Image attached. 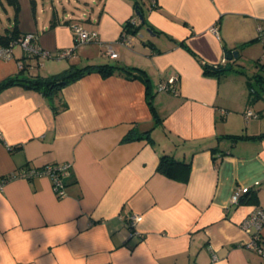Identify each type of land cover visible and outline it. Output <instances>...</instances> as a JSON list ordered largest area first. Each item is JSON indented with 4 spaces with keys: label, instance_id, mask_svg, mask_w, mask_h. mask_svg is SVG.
Wrapping results in <instances>:
<instances>
[{
    "label": "crops",
    "instance_id": "obj_1",
    "mask_svg": "<svg viewBox=\"0 0 264 264\" xmlns=\"http://www.w3.org/2000/svg\"><path fill=\"white\" fill-rule=\"evenodd\" d=\"M17 2L18 29L35 33L47 56L15 46L0 57V81L107 63L140 68L148 82L92 71L49 96L20 85L0 92V180L8 177L0 238L11 264H264L247 246L256 230L240 226L253 208L264 209V0H91L78 16L56 0L40 9L36 0ZM138 5L154 31L140 24L138 34L127 32L132 19L142 23ZM71 24L96 31L97 40L58 58L74 44ZM220 64L230 69L205 71ZM170 77L175 92L158 90ZM130 133L137 137L126 139ZM163 154L190 161L187 180L157 170ZM64 162L63 197L46 175L11 176ZM241 186L249 194L231 203ZM135 215L145 219L134 229ZM72 223L76 235L48 244L47 232ZM259 236L264 248V224Z\"/></svg>",
    "mask_w": 264,
    "mask_h": 264
},
{
    "label": "trees",
    "instance_id": "obj_2",
    "mask_svg": "<svg viewBox=\"0 0 264 264\" xmlns=\"http://www.w3.org/2000/svg\"><path fill=\"white\" fill-rule=\"evenodd\" d=\"M2 2V1H1ZM5 2L13 7V14L12 17L9 20V23L7 26L3 28L2 31H0V47H9L11 44H14L19 37H22L25 33L20 32L17 25V12H18V2L17 0H5ZM136 8L145 16V13L143 12V7L141 5L136 6ZM136 9V10H137ZM143 16V17H144ZM135 17V16H134ZM140 24H146L150 30L154 31L153 27L149 25L144 17V20L142 23H139V25H134L132 23H128L126 25L127 32L131 34L138 33ZM74 24H71V27ZM13 50V49H12ZM28 55H25V57ZM32 56V55H31ZM229 65V64H228ZM225 65H205V71H215V72H222L224 70ZM23 69V68H22ZM92 71L99 72L102 76H108L113 73H124L127 77H137L141 79L144 82H148L147 74L144 70L137 68V67H127L122 65H116V64H88L84 66H72L68 68L66 71H64L61 74L58 75H49V76H19L13 75L8 76L0 81V92L10 86L13 85H20L27 89H32L41 92L42 94L49 96L54 93H56L61 87H63L65 84H68L81 76H83L86 73H90ZM151 94H148V103L150 105V108L153 113V117L155 119V122L160 121L159 115L155 112L154 107L151 103ZM133 133H130V135L127 136L126 139H132L136 138L137 135L132 136ZM232 139H238L241 137V135H230L229 136ZM219 162L216 161V165H218ZM50 164V163H48ZM53 164V163H51ZM46 165V164H45ZM45 165L36 167L37 169L43 168ZM33 167V166H32ZM31 167H27L23 170H28ZM18 171L14 176H20V173L23 171ZM157 170L169 177L180 179L182 181L187 180L190 172V161L189 160H177L172 155L169 154H163L161 155L160 161L157 165ZM8 178V177H7ZM7 178H1L3 180H6ZM249 194V189L247 193L241 194L239 201L245 200L246 195Z\"/></svg>",
    "mask_w": 264,
    "mask_h": 264
},
{
    "label": "built area",
    "instance_id": "obj_3",
    "mask_svg": "<svg viewBox=\"0 0 264 264\" xmlns=\"http://www.w3.org/2000/svg\"><path fill=\"white\" fill-rule=\"evenodd\" d=\"M136 21V18L132 19L131 23L134 24ZM72 33L74 36V44L73 46L60 50L56 52V57L58 58H64L67 56L72 55L75 48L83 43H86L91 40H97V33L94 30H88L85 29L80 24H74L72 27ZM138 34V33H136ZM36 34L32 32H26L22 37H19L18 40L11 44L9 47H0V57L8 58L12 56V49L15 46H20L24 49V51L29 55H42L47 56V53L43 52L41 48L38 46L37 40H36ZM131 38L129 36H122L121 41L127 45H130ZM105 53L108 54L111 57H116L117 53L112 49L111 45L106 46ZM176 77H170L165 82H161L158 84V90H164V91H171L175 92ZM245 117L248 118H254L257 117V113L252 111L251 109H246L244 111ZM70 168V163L64 162V163H57V164H46L43 168L37 169L36 167H31L28 170H23L20 173V177L25 179H32L35 176L38 175H46L50 178L52 187L54 191L56 192V195L58 197H63L65 195V183H64V176L68 173ZM4 183V180H0V188H2V185ZM249 187L247 186H241L236 189L231 194L230 202L231 203H238L239 198L241 194L247 192ZM142 217L141 215H135L133 217H129L128 220L130 222V227L134 228V225L136 223V220ZM264 224V209L260 207H255L253 210L248 214L247 217L242 219L240 222V226L247 232L251 231V228H254L256 231L252 233L250 241L247 243V246L254 248L261 256L264 258V248H262L260 244V236H259V230Z\"/></svg>",
    "mask_w": 264,
    "mask_h": 264
},
{
    "label": "clouds",
    "instance_id": "obj_4",
    "mask_svg": "<svg viewBox=\"0 0 264 264\" xmlns=\"http://www.w3.org/2000/svg\"><path fill=\"white\" fill-rule=\"evenodd\" d=\"M144 219L145 217H139L136 220V223L141 224L143 223ZM4 222H5L4 227L5 229H7L9 227L7 214H5L4 216ZM75 228H76L75 224L72 223L69 229H65V228L52 229L50 232L46 233V235L49 237L48 244L59 243L63 245L69 236L76 235ZM51 237H56L55 241H53ZM22 239L24 241L23 251L27 253L31 245V241L29 240V235L27 234L24 235ZM7 247H8V244L5 238H0V264H11V260L9 259ZM117 255L119 256L120 254L118 253ZM37 264H39V261H37Z\"/></svg>",
    "mask_w": 264,
    "mask_h": 264
},
{
    "label": "rangeland",
    "instance_id": "obj_5",
    "mask_svg": "<svg viewBox=\"0 0 264 264\" xmlns=\"http://www.w3.org/2000/svg\"><path fill=\"white\" fill-rule=\"evenodd\" d=\"M5 6L7 7V11H5L3 9L2 4L0 3V31L3 30V28L5 26L8 25L10 18L12 17V7L8 4H6L5 0H1ZM37 1V5L38 8H41V5H43V3H45L47 6L52 3L54 4V0H36ZM56 2H58L57 5V9L58 10H62L63 7H65V9L70 12V13H74L76 16H78L81 12L82 8H85V2H91V0H61V3L59 2V0H56ZM47 16L50 17L51 14L46 13ZM48 17V18H49ZM138 20V19H137ZM139 21V20H138ZM140 22H137V25H139ZM143 33V32H142ZM146 36V35H145ZM44 60L46 59H51V57H41ZM53 59V58H52ZM42 61V60H41ZM71 62V60H69ZM66 62V61H65ZM37 70V69H36ZM248 74H252L251 72H247ZM252 80H254V77H251ZM253 110V109H252ZM254 111V110H253ZM243 117V115H242ZM245 119V118H244Z\"/></svg>",
    "mask_w": 264,
    "mask_h": 264
},
{
    "label": "water",
    "instance_id": "obj_6",
    "mask_svg": "<svg viewBox=\"0 0 264 264\" xmlns=\"http://www.w3.org/2000/svg\"><path fill=\"white\" fill-rule=\"evenodd\" d=\"M136 15L141 21L144 20L143 14L139 10L136 11ZM225 56L226 59L230 60L232 57L236 56V51H226ZM224 69H230V65H225Z\"/></svg>",
    "mask_w": 264,
    "mask_h": 264
}]
</instances>
